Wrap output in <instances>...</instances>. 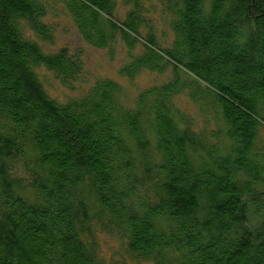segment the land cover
<instances>
[{
    "label": "trees",
    "instance_id": "obj_1",
    "mask_svg": "<svg viewBox=\"0 0 264 264\" xmlns=\"http://www.w3.org/2000/svg\"><path fill=\"white\" fill-rule=\"evenodd\" d=\"M64 1L93 45L117 33L130 47L142 40L123 75L171 65L175 76L132 105L112 78L76 98L52 96L38 66L75 82L79 52L40 42L53 37L48 0H0V264H103L86 236L103 217L137 259L264 264V0H165L166 44L143 31L140 0H126L124 17L116 0ZM184 90L219 129L194 128L175 100Z\"/></svg>",
    "mask_w": 264,
    "mask_h": 264
},
{
    "label": "rangeland",
    "instance_id": "obj_2",
    "mask_svg": "<svg viewBox=\"0 0 264 264\" xmlns=\"http://www.w3.org/2000/svg\"><path fill=\"white\" fill-rule=\"evenodd\" d=\"M143 12L148 17L150 25L144 24L143 31L152 28L165 44L171 39L173 31L170 28L171 12L165 0H140ZM64 0H48L47 13L44 20L52 29L51 39H40L43 47L48 51H56L61 46H67L73 52H79L84 65L83 74L75 82L65 83L56 72L45 65H39L38 71L47 91L59 99L69 100L82 96L93 83L99 79L112 78L117 80L124 92L121 99L128 105H132L135 96L145 88L162 84L174 78V70L171 65L165 66L162 70L149 68L141 69L138 74L130 78L123 75L121 67L132 60L133 55L144 49L142 40L137 41L135 46L130 47L122 34L117 33L114 40L106 46H95L83 38L76 21L69 8L65 6ZM131 4L126 0H116L114 10L118 17H124ZM25 32L35 37L34 31L25 26ZM186 77V76H185ZM184 81V77L182 78ZM177 104L187 113L194 128L205 132L207 135L219 129V122L216 120L211 110L205 108L202 103L193 100L188 90H184L175 96ZM264 113V112H263ZM227 146L226 139L221 141ZM264 142V126L260 127L256 145L259 147ZM260 188H264V185ZM26 195L31 197V192L26 191ZM259 200V205L264 210V194ZM94 213H99L94 207ZM261 217L254 213V209L249 214L251 224H258ZM91 239L95 252L103 264H155L153 261L135 258L128 250L127 242L118 232L106 227V219H94L92 231L86 235Z\"/></svg>",
    "mask_w": 264,
    "mask_h": 264
}]
</instances>
